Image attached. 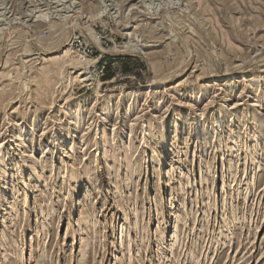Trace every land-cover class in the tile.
Here are the masks:
<instances>
[{
    "label": "rangeland",
    "instance_id": "obj_1",
    "mask_svg": "<svg viewBox=\"0 0 264 264\" xmlns=\"http://www.w3.org/2000/svg\"><path fill=\"white\" fill-rule=\"evenodd\" d=\"M0 160V264H264V0H0Z\"/></svg>",
    "mask_w": 264,
    "mask_h": 264
},
{
    "label": "built area",
    "instance_id": "obj_2",
    "mask_svg": "<svg viewBox=\"0 0 264 264\" xmlns=\"http://www.w3.org/2000/svg\"><path fill=\"white\" fill-rule=\"evenodd\" d=\"M73 50L77 54L80 62L82 64H88L89 62L93 61L95 52L93 49L89 48L88 46H84L82 42L78 39H74L72 41Z\"/></svg>",
    "mask_w": 264,
    "mask_h": 264
},
{
    "label": "bare ground",
    "instance_id": "obj_3",
    "mask_svg": "<svg viewBox=\"0 0 264 264\" xmlns=\"http://www.w3.org/2000/svg\"><path fill=\"white\" fill-rule=\"evenodd\" d=\"M71 46V45H70ZM68 49L64 52V54L66 55V54H68V53H70L71 51H72V48L71 47H69V44H68V47H67ZM243 54V53H242ZM92 62V61H91ZM90 63V62H89ZM92 63H90V65H91ZM87 66L89 67V64H87ZM179 74V73H178ZM82 76L83 75H85V73H83V74H81ZM83 82H85V80L83 81ZM106 110H108V108H107V106H106V108H105V111ZM104 115V114H103ZM76 117H78V116H76ZM79 119V118H78ZM87 126V125H86ZM19 129V128H18ZM25 132H26V129H24V128H20L19 130H18V134H16L15 136H17V137H23L24 135H25ZM16 137V138H17ZM82 138V137H81ZM86 141V140H85ZM72 142V141H71ZM109 142V141H108ZM86 143V142H85ZM73 144V143H72ZM113 145V144H112ZM19 146V145H18ZM84 146V145H83ZM4 147V146H3ZM85 147V146H84ZM77 149V148H76ZM75 152V151H74ZM133 156V155H132ZM127 157V156H126ZM133 158V157H132ZM3 160V159H2ZM0 162H1V160H0ZM125 162H127V163H130L131 162V159H130V157H127L126 158V161ZM135 162V161H134ZM136 165H138V164H136ZM127 166H129L128 164H127ZM133 166V165H132ZM86 167V166H85ZM131 167V166H130ZM134 168V167H133ZM2 169V168H1ZM129 169V168H128ZM84 170V169H83ZM86 170H87V168H86ZM21 171V170H20ZM74 171V170H73ZM130 171H132V167H131V169H130ZM1 172V171H0ZM23 172V171H22ZM76 172V171H75ZM87 172V171H86ZM60 174V173H59ZM41 175V174H40ZM70 175V174H69ZM85 175V174H84ZM72 176V175H71ZM74 176V175H73ZM70 177V176H69ZM76 178V177H75ZM79 179V178H78ZM130 179V178H129ZM21 180V179H20ZM73 181V180H72ZM17 215V214H16ZM92 215V214H91ZM14 216V215H13ZM16 217V216H15ZM91 218V217H90ZM89 218V219H90ZM85 219H86V217H85Z\"/></svg>",
    "mask_w": 264,
    "mask_h": 264
}]
</instances>
